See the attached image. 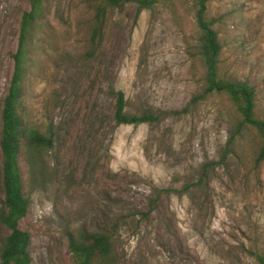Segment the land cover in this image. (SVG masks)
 <instances>
[{
    "label": "rangeland",
    "instance_id": "1",
    "mask_svg": "<svg viewBox=\"0 0 264 264\" xmlns=\"http://www.w3.org/2000/svg\"><path fill=\"white\" fill-rule=\"evenodd\" d=\"M50 1L24 99L27 119L57 133L33 182L21 164L29 208L19 226L30 233L31 264H73L68 232L99 230L118 215L146 211L151 185L179 189L204 164L213 166L206 192L163 195L158 211L138 226H122L114 264H258L264 163L253 167L247 134L221 159L231 147L234 114L224 95H207L192 112L158 124L112 120L110 88L123 91L131 112L180 109L202 91L194 0L159 2L137 17L135 4L127 2L114 12L103 54L92 60L84 56L91 15L86 0ZM207 5L221 21L223 73L254 84L264 111V0ZM27 8L28 0H0V104L19 16ZM101 166L120 173L125 184L98 182Z\"/></svg>",
    "mask_w": 264,
    "mask_h": 264
},
{
    "label": "trees",
    "instance_id": "2",
    "mask_svg": "<svg viewBox=\"0 0 264 264\" xmlns=\"http://www.w3.org/2000/svg\"><path fill=\"white\" fill-rule=\"evenodd\" d=\"M53 1V0H52ZM171 0H86L90 10L88 46L84 52L87 60L99 58L107 45V34L114 12L127 2L135 4V17L142 9H154L159 2ZM50 0H28V8L19 16L16 47L11 53L12 70L0 104V264H31L29 251L30 233L19 226L29 208L25 194V182L21 164L33 182L41 169L44 155L52 149L57 139L51 127L33 124L27 119L24 99L27 75L33 63L41 28L48 23ZM194 18L197 26L196 52L204 69L202 91L191 96L180 109L171 111L143 107L137 111L126 110L127 101L121 90L110 88L112 120L116 125L142 123L158 124L169 116L181 117L194 110L198 103L210 94L224 95L232 109L233 118L226 153L231 152L234 141L244 134L252 136L253 167L264 163V111L258 104L257 87L249 80L226 76L221 69L223 44L219 35V18L208 12L207 0H194ZM99 70V69H98ZM90 77V75H88ZM66 134L68 128L65 127ZM204 164L196 175L185 181L179 189L150 186L146 211H130L118 215L99 230L82 229L67 233V247L73 264H114L115 236L122 226L132 227L153 212L158 211L163 195L203 191L209 188V169ZM211 167V168H210ZM97 181L103 185H122L125 180L120 173H110L107 168L97 169ZM107 192V191H106ZM139 215V217H137ZM258 264H264V253L254 254Z\"/></svg>",
    "mask_w": 264,
    "mask_h": 264
}]
</instances>
